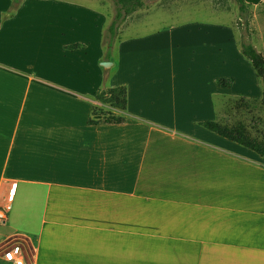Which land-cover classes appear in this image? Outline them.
<instances>
[{
    "label": "crops",
    "instance_id": "0c3cea01",
    "mask_svg": "<svg viewBox=\"0 0 264 264\" xmlns=\"http://www.w3.org/2000/svg\"><path fill=\"white\" fill-rule=\"evenodd\" d=\"M46 4L0 0V200L15 184L0 264L15 248L23 264H264V159L204 126L227 100L118 34L107 58L97 32L92 54L90 17ZM118 86L124 110L96 99Z\"/></svg>",
    "mask_w": 264,
    "mask_h": 264
},
{
    "label": "rangeland",
    "instance_id": "374dc122",
    "mask_svg": "<svg viewBox=\"0 0 264 264\" xmlns=\"http://www.w3.org/2000/svg\"><path fill=\"white\" fill-rule=\"evenodd\" d=\"M26 1L37 2L45 12L50 11L47 2L58 1L61 17L68 20L90 17L86 33L91 36L92 54L97 32L100 34L103 29L104 36L114 15L113 0ZM262 6H248L247 12L241 14L236 0H145L142 8L119 25L117 34L122 38V45L131 49L160 52L161 60L157 62L170 65L176 81L189 86L194 96L198 97L200 91L203 97L210 96L217 103L227 100L223 107L219 105L222 114L220 109L215 111L212 121L232 126L241 123L251 136L255 134L264 139L263 85L242 54L239 43L243 36L264 56V40L259 34L264 33ZM100 71L103 82L108 84L112 70ZM97 76L93 67L91 77L94 80ZM221 79L228 80L230 87L222 88ZM98 114L106 112L96 107L93 116Z\"/></svg>",
    "mask_w": 264,
    "mask_h": 264
},
{
    "label": "trees",
    "instance_id": "16d2710c",
    "mask_svg": "<svg viewBox=\"0 0 264 264\" xmlns=\"http://www.w3.org/2000/svg\"><path fill=\"white\" fill-rule=\"evenodd\" d=\"M20 0H14L18 3ZM114 1V15L111 23L106 29L103 36V43L106 48V57H110V50L117 36V29L119 25L125 20V18L135 12L136 10L144 6L145 0H113ZM257 4L260 0H236L238 10L241 14L247 12L246 3ZM247 25V22L245 23ZM241 52L244 57L251 63L257 77L260 79L263 85L261 102L264 107V56L257 50L252 42L247 41L243 36L240 41ZM219 85L222 87H228L229 82L225 80H219ZM96 99L104 104L117 109L124 110L127 104V90L125 86H118L114 88H108L100 90L96 94ZM102 109V108H101ZM94 112V110H93ZM106 114H101L102 121L104 123L113 124L121 123L123 118L116 116L110 112L105 111ZM99 115V114H98ZM95 122V120H90ZM205 128L216 133L217 135L224 137L230 141L236 142L252 151L257 153L264 159V139L251 136L245 126L241 123L234 126L227 124H221L215 121H207L204 123Z\"/></svg>",
    "mask_w": 264,
    "mask_h": 264
},
{
    "label": "built area",
    "instance_id": "2783aa9c",
    "mask_svg": "<svg viewBox=\"0 0 264 264\" xmlns=\"http://www.w3.org/2000/svg\"><path fill=\"white\" fill-rule=\"evenodd\" d=\"M15 184L13 182L8 183L2 189V197L0 200V224H3L6 219L8 212L11 208L14 199ZM23 254L20 248L8 250L4 257L12 260L15 264H23Z\"/></svg>",
    "mask_w": 264,
    "mask_h": 264
},
{
    "label": "water",
    "instance_id": "95a60500",
    "mask_svg": "<svg viewBox=\"0 0 264 264\" xmlns=\"http://www.w3.org/2000/svg\"><path fill=\"white\" fill-rule=\"evenodd\" d=\"M100 66L104 69L107 70L112 66V62L111 61H102L100 62Z\"/></svg>",
    "mask_w": 264,
    "mask_h": 264
}]
</instances>
